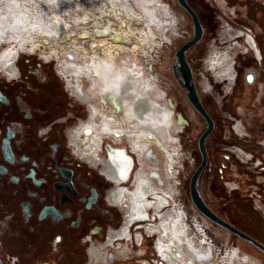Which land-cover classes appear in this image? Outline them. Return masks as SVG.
Here are the masks:
<instances>
[{"label":"flooded vegetation","instance_id":"af4514ba","mask_svg":"<svg viewBox=\"0 0 264 264\" xmlns=\"http://www.w3.org/2000/svg\"><path fill=\"white\" fill-rule=\"evenodd\" d=\"M39 2L45 3L42 0ZM96 10L95 8L94 11ZM175 19L177 20L178 16ZM93 20L95 19L88 18L84 25H90ZM4 34L3 41L9 40L13 35L11 31H6ZM104 38L110 41L109 37ZM10 41L8 47L12 49V43L15 42ZM16 50L19 54L20 51ZM4 51L7 50L1 51L0 55ZM16 52L15 57L17 56ZM247 52H242V60H247V56L244 55ZM259 53V58L253 53V58L248 56L250 68L244 65L237 66L236 69L233 67L235 79L232 81L224 79L217 82L214 80L216 84H220L219 90L224 94L221 107L227 104V95L235 94L240 84L244 85L245 82L249 84L263 82L264 84L262 48H259ZM21 55L8 69L0 65L1 263L12 264L11 257H16L17 264H98V262L102 264H143L142 262L147 261L148 258L144 256L146 250L140 248L143 238L140 239V243H137L133 236L130 243L121 241L111 245V239L114 236L125 235L129 222L125 223V230L122 229L118 234H112L113 236L106 243L108 235L120 228L123 223L124 207L119 203L123 207L122 209L117 203L118 201L115 202L114 197L118 198L124 189L115 187V182L105 174L104 163H98L102 158L84 151L80 143L85 139L90 140L92 135L91 139L96 137L97 130L107 133L108 130L115 128L112 123L109 124L112 127L108 129H105V123L94 127L98 121L97 114L102 111L101 107L106 111L108 109L100 104L96 92L89 91L87 84L83 87L84 92L80 91L79 93L74 84L67 83V88L71 92L69 93L65 87V80L63 81L54 71V64L44 62L46 60L41 61L42 56L40 57L39 53L27 54L29 56H25L28 59L24 66L20 64ZM236 57L238 56L236 55ZM231 59L232 55L227 50L215 51L214 56L208 61L209 68L216 71L219 78H229L232 76ZM247 69L249 70L246 73ZM57 71L59 72L58 69ZM59 74L64 78L61 73ZM194 79L196 82L195 72ZM102 81L106 83V86H112L107 81ZM102 81L92 83H95L94 87L102 86L106 93L107 87L101 84ZM213 87V81L206 80L204 89L201 91L210 93L218 113L217 103L220 102L221 94L215 92ZM257 90L254 91L257 94L255 99L260 94V90ZM213 91L218 94L216 96L218 102L212 95ZM110 92L116 91L109 89L107 92L109 102H115L118 96ZM119 96L122 98L121 95ZM202 101L210 113V104ZM92 104L95 105V110H92ZM173 104L175 105L174 102ZM259 104H262L260 98ZM114 111L118 113L115 108ZM122 111L123 103L119 113ZM174 111L176 112L175 109ZM234 111L237 112V109L235 108ZM107 112V114L111 113L109 110ZM102 114L106 115L105 112ZM178 119L184 120L185 118L181 115L178 116ZM240 120L237 119V134L243 137L242 135L250 133L244 129L243 120ZM159 124L162 125V123ZM85 136L87 137L84 138ZM94 139L98 140V138ZM263 140L257 141V143L264 148ZM106 144L125 147L132 158V168H135L133 172L136 171L137 158L132 152L128 140L115 143L111 139H105L102 143L104 153ZM223 150L230 152L228 148ZM238 152L245 151L239 147ZM252 157H256L255 154H252ZM247 160L246 164L248 162L256 164L257 168L264 162L260 158L250 157ZM138 177L136 176V178ZM125 184L130 186L132 180H128ZM223 199L225 200V198ZM128 201L127 199L126 202ZM149 202L148 200L147 206ZM209 206L215 210L212 205ZM219 206L224 211V215L215 211L221 217L264 243V239L258 237L260 235L256 225L251 226L249 215L240 207L238 208L233 199L221 202ZM147 208L144 207V211L135 210L134 213L132 212L131 220L133 221L135 213L138 215L136 217H141L139 219L144 218ZM251 208L256 209L255 205H251ZM142 221L144 220L138 222ZM138 226L134 225L132 229L136 231ZM215 226L218 225L215 224ZM139 232L143 233V230L139 229ZM102 243H104L103 246ZM101 246L104 247V250L100 249ZM137 248H139L137 253L139 258L131 254L136 253L135 249ZM107 250H112L114 253L109 256ZM118 250L123 251L125 255L130 254L132 259L130 261L120 260L119 258L124 255L122 252L118 253ZM153 250L155 253V248ZM126 251L128 253H125ZM237 253L239 254V252ZM243 257L245 258V256Z\"/></svg>","mask_w":264,"mask_h":264},{"label":"bare ground","instance_id":"6f19581e","mask_svg":"<svg viewBox=\"0 0 264 264\" xmlns=\"http://www.w3.org/2000/svg\"><path fill=\"white\" fill-rule=\"evenodd\" d=\"M42 1L48 4L41 3L39 0H31L29 3L17 0H0V37L2 35L0 44L5 36L4 32L11 31L12 38L14 36L17 38L16 45H18H15L14 48L12 46V49H4L7 50V54L0 55V65L5 66L6 69L10 65L12 66L15 62L16 49L29 53H35L37 49H41L46 55V61L60 62L59 73L64 77L66 83H74L78 92L82 91L81 93H83V87L88 82L89 91L96 92L100 104L111 111L107 114L108 110L101 107L102 111L97 114L98 121L94 127L105 123V129H108L112 127L109 126L112 123L115 128L108 130L107 133L97 130V136L94 137L98 138L97 141L94 138L91 139L92 135L90 140L85 139L80 142L84 151L91 150L96 153V157L102 158L98 163H104L103 171L115 182V187L124 189L122 193L119 191L118 198L114 197L115 202L118 201L117 203L124 207L123 209L119 204L123 209V223L119 229L108 235L106 243L111 236L124 229L126 222H129L127 230L124 229L125 235L114 236L111 239V245L116 242L132 240L133 236L137 243L144 236L150 238L156 252L153 251V256L148 257L147 261L142 262L143 264L145 262L147 264L161 262L162 264H238L236 261L240 258L237 253L239 250L234 247L225 255L219 256L214 262H208L209 254L204 249V240L199 239L189 228L185 221L184 211L178 206L176 200L178 177L175 164L179 157L178 149H176L178 148L177 132L180 131L179 126L182 125V122L179 120L178 123V115L174 111L172 99L169 102L166 91L160 87L155 76L144 64L142 66L145 70L140 65L132 64L128 58L124 63L118 64L117 62V55L121 52L129 51L135 55L140 50H144L143 52L146 54L149 53L146 49L159 44L160 37L158 38L150 27L158 22L153 16L164 19L169 14L168 9L164 8L165 17L161 7H159V11L156 8L152 10L151 14L149 9L159 5L155 3L157 0H147L152 3H146L148 6L146 9L135 7L138 0H65V3L64 0ZM99 2H101L100 5ZM54 4L59 5L56 11L63 9L67 15L60 17L57 16L58 14H52L49 7ZM95 8L98 10L94 11ZM88 18L95 20L90 25H84ZM175 18L174 14L172 19L176 20ZM117 21L120 30L114 27L115 24L117 25ZM140 23L143 26L138 27L137 25ZM134 25L135 27H133ZM75 28H80L81 31H75ZM231 28L232 26H228L226 30ZM39 29L44 31L36 32ZM86 29L88 31H85ZM243 29L237 28L234 44L238 43V38L244 40L245 46L249 47L245 48V51L251 50L259 58V47L253 31L250 33L245 28ZM34 32L40 34L41 37H47L46 34L49 37L43 38L41 40L43 43L38 38L34 40L29 38V41L26 42L25 38ZM55 35L58 37H54ZM59 36L64 37L63 41H77L75 49L66 44L59 49L50 48L53 47L52 44L49 45L52 41L59 43L56 41L60 38ZM86 37L90 38L86 39ZM104 37H109L110 41ZM130 37L135 41L132 45H130ZM20 41L22 42L20 43ZM34 41L39 42L32 46L31 43ZM25 42L26 44H24ZM48 47L51 49L50 51L46 50ZM101 47H104L105 50L101 51ZM40 55L43 57L42 53ZM117 66L125 71L122 72ZM89 77L92 79L89 80ZM102 80L112 86H106ZM95 81H102L101 84L107 87L106 93L102 86L94 87L95 83L92 82ZM109 89L116 91L110 92L118 96L115 102H109V96L107 97ZM110 103L118 113H115ZM122 103L123 111L119 113ZM92 110H95V105ZM103 112L106 115H103ZM107 116L109 120L106 119ZM138 120L141 121L138 122ZM89 133L91 132L89 131ZM105 139H111L115 143L128 140L130 148L137 158L135 172H133L135 168H132V158L125 147L118 146V151L113 147H108L104 153L101 143ZM236 155L244 163L248 161L243 158L242 152L236 153ZM130 169L132 170L130 171ZM136 176L139 177L136 178ZM128 180H132L130 186L125 184ZM122 197L123 199H121ZM127 199L128 202H126ZM148 200L150 202L147 206ZM166 201L171 202L170 205L162 208ZM255 203L257 204L255 207H259L264 214V206L260 199L255 200ZM144 207H148L145 210V217L139 219L141 217H136L138 215L135 213L132 221V212L134 213L135 210L144 211ZM141 220L144 221L138 222ZM134 225H139L136 231L132 229ZM197 225L198 231H200L201 224ZM139 229H142L143 233L139 232ZM216 232L220 233L218 228ZM113 253L112 250H107L109 256ZM131 259L132 256L127 254L123 261Z\"/></svg>","mask_w":264,"mask_h":264},{"label":"rangeland","instance_id":"374dc122","mask_svg":"<svg viewBox=\"0 0 264 264\" xmlns=\"http://www.w3.org/2000/svg\"><path fill=\"white\" fill-rule=\"evenodd\" d=\"M188 1L193 7H195L199 14L204 26V34L202 40L188 51L187 58L194 69L199 94L204 102L210 104V113L216 122V129L207 140V149L210 155L209 165L204 170L199 180V189L207 203L212 205V207H214V209L220 215H224V211L222 210L221 206H219V203L225 201L227 202L228 200L233 199L236 203V206L238 208L240 207L241 210L245 211L249 215L251 219V226L256 225L260 235L258 237L264 239V214L259 209V207L256 209L251 208V205H257L255 203V200L257 199H260L261 204L264 206V181L260 182L261 178L264 180V162L259 166V168H257L256 164L249 162L248 164L243 163L242 160L236 155V153H240L238 152L240 147L245 151L242 152L243 158L250 159V157L252 158V154H255L257 158L264 160V148L257 143V141L264 139V84L263 82H260V84L259 82L255 84H249L246 82L244 85L240 84L235 94L231 93L227 95L228 102L224 107H221V102L224 100V94L219 90L220 84H216L214 81L216 80L218 82L220 80L226 79L230 82L235 79V70H233V67L236 69L237 66L239 67L244 65L250 68V66H248V63H250L248 56L252 57L251 50H248V52L244 54L247 56V60H242V52L245 51V48L249 47L245 46L246 44L244 40H240V38H238V43L234 44L237 28L243 29L242 27H247L248 29H251L255 34L254 36L258 47L260 49L262 48L264 54V0ZM23 2L29 3L30 1L25 0ZM100 3L101 2H99V5ZM146 3L151 4L152 2L147 0H138L135 7H137V9H146L148 7ZM155 3L159 5L154 6L153 9H149L151 14L152 10L155 8L159 11V7L162 8L164 17V8H167L169 13L164 19H158L157 16H153L155 21L158 22L154 24V26L151 25L150 29L155 32L158 38L160 37L159 44H155V46H153L154 48L152 47L146 49V51H149V53L146 54L143 52L144 50H140L135 55L129 51L121 52L119 55H117V62L118 64L124 63V61H126L128 58L132 64L135 63V65H140L143 70H145L142 66L143 64L148 70L151 67V74L153 76H155V73L158 74L160 82L158 84L166 91L168 96L167 99L169 102H171L170 100L172 99L175 103L176 114L180 113L187 121V124L184 125V127L183 125L179 126L180 131L177 132L178 148L176 149H178L177 151L179 153V157L175 166L177 169L176 173L178 172L177 191L180 192V194L178 193V196L181 198L182 202H184L186 205H189V202L191 201L188 188L189 178L191 176L190 173L195 170L201 159L200 153L198 151L197 140L201 132L205 129L206 123L204 119L194 110L186 98L184 89L179 86L174 77L172 67L174 63L175 51L184 42L192 37L193 27L190 17L182 9V7H180L177 0H157ZM58 7L59 5L56 4L51 5V7H49L51 9V13L58 14L57 16L60 17H65L67 13L64 12L63 9L56 11ZM174 14L178 16V19L175 21L172 19ZM226 21L236 28L232 27L230 30H226V28L222 29V25H224ZM118 24L119 22L117 21V25L115 24L114 27H116L117 30H120ZM144 25H146L145 22ZM137 26L141 27L143 25L140 23ZM133 27H135V25ZM74 30L81 31L80 28H75ZM40 31L44 30L39 29L36 32ZM85 31L88 30L86 29ZM36 32L31 33V36L25 38L26 42L29 41V38H33V40L38 38V40L41 41L43 38L49 37L47 34V37H41L39 36L40 34H37ZM42 34L45 35V33ZM54 37L57 38L58 36L55 35ZM59 37L60 38L56 40L59 43L53 41L49 43V45L52 44L53 46L50 48L59 49L64 47L66 44L75 49V46L78 43L77 41H63L64 37ZM10 40L17 43L16 37L3 41L0 46V52L9 48L8 46L11 43ZM21 42L22 41H20V43ZM26 42L24 44H26ZM38 42L34 41L31 43V45L34 46ZM15 43H12L13 48L15 47ZM41 43H43V41H41ZM134 43V39L130 37V45ZM50 48L48 47L46 50L50 51ZM102 50H105L104 47H101V51ZM225 50H227L232 55V76L229 78H219L216 74V71L209 68L208 61L214 56L215 51L222 52ZM157 52H159V64L153 65L155 54ZM5 53L7 54V51H4L2 54ZM37 53H42V58L46 60L44 51L37 49ZM20 54H22L20 56L22 57L20 64H23L24 66L27 64L26 61L28 59L25 56H29L27 54L31 53L23 52L21 50L20 53L17 54V57L14 58L15 62L16 59L19 58L18 56ZM235 54L238 57H236ZM56 65L57 69L59 70L60 62ZM118 69L123 70V68L120 67H118ZM206 80H211V82L213 81L214 91L221 94L220 102L217 103V106H219L218 113L216 112L217 107L212 102L210 93L201 91L204 89L203 86L206 83ZM86 83L88 84V82ZM257 85L259 86L258 90H260V94L255 99L254 97H256L257 94H255L254 91L257 90ZM214 91L212 95L217 101L216 96L218 94L214 93ZM259 98L262 99L261 105L259 104ZM235 108L237 109V112L234 111ZM235 118L236 120H243L246 130L250 134L242 135L243 137L240 138L234 133H231L226 139L222 136L223 132L226 130H231L228 127H230L229 125L233 123ZM180 121L183 122L182 120ZM183 123H185V121ZM227 148L232 153L223 150ZM87 152L96 154L91 150ZM256 157L253 158L257 159ZM223 198H225V200ZM238 212L240 213V211ZM217 228L220 232L219 234L216 232ZM213 229L214 232L218 234V237L220 241L223 242V246H225V248L228 249L234 247L239 250L240 258L236 261L238 264H264V254H262L253 245L241 240L225 229L215 226V224ZM127 242L130 243L131 240H127ZM103 245L104 243H102V246ZM102 246L100 249L104 250V247ZM153 246L152 240L150 238L143 240V244L140 248L146 250V254L144 255L145 257L153 256ZM129 247H131L130 244ZM138 249L139 248L135 249L136 253H131L136 258L139 257L137 254L139 252ZM123 251H117L118 253L122 252V255H124L123 257L119 258L120 260H123V258L126 256L123 254ZM125 253L128 252L126 251ZM242 255L245 256V258ZM86 261H88L87 258ZM98 264L102 263L98 262Z\"/></svg>","mask_w":264,"mask_h":264},{"label":"water","instance_id":"95a60500","mask_svg":"<svg viewBox=\"0 0 264 264\" xmlns=\"http://www.w3.org/2000/svg\"><path fill=\"white\" fill-rule=\"evenodd\" d=\"M177 2L191 19L193 35L175 51L172 70L177 83L181 88L184 89L186 98L194 110L204 119L206 123L205 129L201 132L197 140L198 151L200 153L201 159L189 178L188 188L190 200L198 209V211L211 222L220 226L221 228H224L226 231L237 236L238 238L250 243L264 254V243L245 233L221 217L209 206L199 189V180L202 173L209 164L207 140L214 131L215 120L203 104L194 79L193 68L187 58V53L202 40L204 26L198 15V12L193 6H191L188 0H177ZM0 264H2L1 261Z\"/></svg>","mask_w":264,"mask_h":264},{"label":"built area","instance_id":"2783aa9c","mask_svg":"<svg viewBox=\"0 0 264 264\" xmlns=\"http://www.w3.org/2000/svg\"><path fill=\"white\" fill-rule=\"evenodd\" d=\"M223 28H227L228 26H232L234 28H236L235 26L231 25L229 22H225L224 25H222ZM242 28H245L248 32L251 33V29H248L247 27H242ZM244 30V29H243ZM90 37H86V39H89ZM85 41V39H84ZM158 48V47H157ZM37 53V51L35 52ZM34 55V54H32ZM40 55V53H39ZM41 57V55H40ZM17 60V59H16ZM41 61H44V58L41 57ZM44 62H47V63H53V68H54V71L57 73V75H59V77L64 81V78H62L59 74V72L57 71V67H56V64H57V61L56 60H49V61H44ZM159 64V52H157L155 54V59H154V64L153 65H157ZM17 69V67H16ZM156 69V68H154ZM150 70V73L152 72L151 71V67L149 68ZM249 69L246 70V73ZM17 75V73H16ZM246 77V75H245ZM155 78L157 79V83H160L159 82V76L157 73H155ZM65 83V87L67 89V91L69 93H71L68 88H67V83L66 81H64ZM176 108V105H174V109ZM177 115L180 117L181 114L180 113H177ZM183 122L185 121V123L182 122V125L184 127V125L187 124V121L184 119L182 120ZM241 121V120H240ZM237 123L238 121L235 119L233 121V123H231L230 128L231 130H226L223 132V137L224 138H228L230 136L231 133H234L235 135L238 136L237 134ZM244 129L246 130V126H244ZM182 131V130H181ZM240 138H242L241 136H238ZM73 145V143H72ZM102 145V143H101ZM106 150H108V147H113L115 148V150H119V145H110V144H106ZM234 146V145H233ZM232 153V152H231ZM130 156V154H129ZM253 158V157H252ZM252 162H254L253 160H251ZM177 177H178V172L176 173ZM263 178H261V181L260 182H263ZM177 186H178V179H177ZM178 188V187H177ZM178 193L180 194V192L176 190V200H177V203H178V206L179 208H181L182 211H184V214H185V221L188 223V226L189 228L194 232V234L199 238V239H203L204 240V249L206 251H208V254H209V258L207 259L208 262H214V260H216L219 256H223L225 255L229 250H231L232 248H225V246H223V242L220 241L219 237H218V234L216 232H214V223L211 222L209 219H207L204 215H202L198 209L193 205V203L190 201L189 202V205H186L184 202H182L181 198L178 196ZM169 200V198H168ZM171 203V202H170ZM169 201L165 202V204L162 206V208L166 207V205H170ZM200 223V227H202L200 229V231H198V228H197V224ZM119 229V228H118ZM135 233V232H134ZM136 234V233H135ZM146 236L143 237V239L141 240L143 242L144 238ZM140 243V242H139ZM11 263L12 264H17V258L16 257H11ZM156 264V263H154ZM159 264H162L159 263Z\"/></svg>","mask_w":264,"mask_h":264},{"label":"trees","instance_id":"16d2710c","mask_svg":"<svg viewBox=\"0 0 264 264\" xmlns=\"http://www.w3.org/2000/svg\"><path fill=\"white\" fill-rule=\"evenodd\" d=\"M190 3V2H189ZM192 6V5H191ZM195 8V7H194ZM199 15V14H198ZM209 158H210V155H209ZM209 165V164H208ZM208 167V166H207ZM192 173H190V175H191ZM202 176V175H201ZM198 186H199V183H198Z\"/></svg>","mask_w":264,"mask_h":264}]
</instances>
